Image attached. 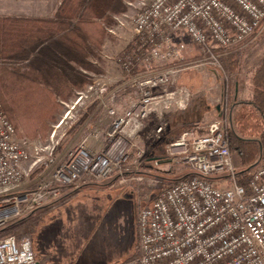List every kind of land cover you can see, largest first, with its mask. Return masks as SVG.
Masks as SVG:
<instances>
[{
  "label": "built area",
  "instance_id": "built-area-1",
  "mask_svg": "<svg viewBox=\"0 0 264 264\" xmlns=\"http://www.w3.org/2000/svg\"><path fill=\"white\" fill-rule=\"evenodd\" d=\"M134 7L133 16H113L118 27L129 19L133 33L130 52L116 58L120 80L108 86L106 76L90 75L91 82L76 91L71 105L93 98L110 123L89 125L64 160L57 162L54 154L59 144L55 130L45 145L26 149L0 102V229L63 198L70 186L142 181L133 173L147 157L146 120L158 119L154 133L159 135L165 114L191 99L190 90L177 83L187 65V42L198 49L195 64L221 68L214 48L254 37L264 21V0H138ZM227 125L225 116L211 121L204 133L184 130L166 144L162 156L152 158L154 165H186L193 175L139 206L135 263L264 264V162L253 168L247 193L236 182ZM39 168L35 188H24ZM49 169L50 176L42 178ZM0 264L40 263L28 237L10 235L0 238Z\"/></svg>",
  "mask_w": 264,
  "mask_h": 264
},
{
  "label": "rangeland",
  "instance_id": "rangeland-1",
  "mask_svg": "<svg viewBox=\"0 0 264 264\" xmlns=\"http://www.w3.org/2000/svg\"><path fill=\"white\" fill-rule=\"evenodd\" d=\"M137 2L138 0H125V8L114 16L123 14L133 16ZM49 7L50 3L43 0H0V15L32 16L40 12L38 9ZM113 22L107 28L111 27L114 33L106 30L107 35L103 44L95 50L91 60L100 58L101 52L113 60L114 57L125 56L130 52L133 33L129 19L123 27H118L116 22ZM186 41H188L187 38ZM187 43V50L183 54L185 58L188 53L194 54L198 50L189 41ZM263 53L264 22L259 33L247 40L242 63L243 70L256 64ZM109 57L108 60H110ZM194 61V59L187 58L185 61L187 65L178 78V85L186 86L191 92L188 104L176 110L170 117L168 129L164 130L163 134L158 135L148 129L142 132L147 157L141 161L136 172L133 173L142 176V181L132 180L125 184H118L117 181L108 184H85L73 188L66 194V197L31 213L28 220H37V225L28 238L32 251L40 264H137L135 262L126 263V261L135 252L137 246L136 215L139 206L150 204L156 194L168 185V179L190 171L186 165H172V167L168 164L154 165L152 158L162 156L166 144L173 138L170 134L173 133L171 124L186 123L184 129L181 130L184 131L190 129L192 122H197L194 125L205 127L206 131L211 120L221 119L228 115L227 77L222 67L208 63L197 65ZM103 62L105 65L106 60H102ZM116 62H113L112 66L105 65L106 70L103 72L117 74L116 69L119 72L120 68ZM106 80H108L107 77ZM235 80L239 78L236 76ZM107 84L112 86L109 81ZM75 96L64 104L61 103L63 101L61 99L54 102L55 120L50 121V128L44 138L25 139V136L21 138L18 135L16 138L26 149L32 151L33 146L48 143L51 132L55 130L59 147L55 149L54 154L57 162L64 160L67 153L83 139L86 128L93 123L92 118L97 114L94 111L87 115L80 128L73 134H68L69 128L81 118L87 106L96 102L91 98L85 100L84 104L71 108ZM119 102L121 104V101ZM102 115H104L102 117L104 123L105 116L108 114L103 113ZM202 130L198 132L204 133L205 131ZM260 139L263 148L258 164L264 162V133ZM233 159L235 167L238 166L236 156L233 155ZM50 173L51 169L44 171L42 178H48ZM39 174L34 172L28 180H25L22 184L24 188L33 185L35 180L40 178V176L37 177Z\"/></svg>",
  "mask_w": 264,
  "mask_h": 264
},
{
  "label": "trees",
  "instance_id": "trees-1",
  "mask_svg": "<svg viewBox=\"0 0 264 264\" xmlns=\"http://www.w3.org/2000/svg\"><path fill=\"white\" fill-rule=\"evenodd\" d=\"M124 1L59 0L48 18L0 15V102L16 137L44 138L50 121L55 120L54 102L74 98L75 92L90 82L81 69L94 68L90 58L102 46L107 26L114 23V14L125 8ZM246 46L247 40L229 48L216 47L214 52L227 77L225 137L237 158L236 182L248 193L253 170L248 168L261 159L263 148L260 136L264 133V53L256 64L243 70ZM198 57L196 54L189 59ZM236 76L239 80L234 81ZM96 104L86 108L68 134L80 128L85 117L96 110ZM153 120H146L149 131ZM191 175L180 173L168 179L164 188ZM34 188L35 184L29 190ZM31 215L9 221L0 229V238L28 237L37 225V220H28ZM137 255L136 246L126 263H133Z\"/></svg>",
  "mask_w": 264,
  "mask_h": 264
},
{
  "label": "crops",
  "instance_id": "crops-1",
  "mask_svg": "<svg viewBox=\"0 0 264 264\" xmlns=\"http://www.w3.org/2000/svg\"><path fill=\"white\" fill-rule=\"evenodd\" d=\"M43 1H46L47 3H50V7L48 8V9H38V11H40V12H37V13H35L36 15H32V16H30V17H41V18H48V17H51L53 14H54V12H55V10H56V7H57V5H58V3H59V0H43ZM21 16H24V15H21ZM197 54V52L196 53H194V54H189L188 53V55L186 56V58H185V61L187 60V58H190L191 56H194V55H196ZM108 57L109 56H106V55H103V53L101 52V56H100V58H96V59H94V60H91V58H90V61L93 63V65L94 64H96L95 66H94V68L93 69H81V71H82V73H84V74H86L89 78H90V75H92V74H95V75H105L107 78H108V81L111 83V85H114V84H116L117 82H118V80H120V77H121V69H120V71L118 72L117 71V69H116V72H117V74H113V73H104L103 71L104 70H106L105 68H106V66H108V65H110V66H112V64H113V62H116L115 60V58L116 57H114V60H113V58H111V57H109L110 58V60H108ZM104 59L106 60V66L104 65V62L102 63V60L104 61ZM113 60V61H112ZM117 63V62H116ZM95 69V70H94ZM94 70V71H93ZM84 71H86V73L84 72ZM178 83V82H177ZM182 86H184V85H182ZM186 87V86H185ZM70 101H71V99H70ZM69 101V102H70ZM67 101H61V103L62 104H64V103H66ZM90 103V102H89ZM117 105H120V102H118L117 103ZM90 106V105H89ZM88 107V106H87ZM98 108V107H97ZM96 108V110H94V111H96L97 112V114L92 118V121H93V125L94 126H101V127H107L108 125H109V123H110V117L107 115V116H105V120H104V123L102 122V117H104V115H102L103 113L104 114H106V111L105 110H103V109H97ZM180 109H182V108H180ZM176 110H178V109H175V110H171V111H169V112H167L166 114H165V117H164V119H165V122H166V126H165V131L168 129L167 127H168V121H169V119H170V117H172L173 115H174V113L176 112ZM100 113V114H99ZM151 119L153 120V119H155V121H154V126L150 129V131H152V132H154V129H155V126H156V123L158 122V119H156V118H154V117H151ZM213 120H216V119H213ZM213 120H211V121H213ZM210 121V122H211ZM195 123H197V122H192L191 123V126H190V129H193V130H195L196 132H198L199 130H202V131H205L204 129H205V127H202L201 128V126H196V125H194ZM209 123V122H208ZM186 123H184V124H182V123H180V124H175V123H172L171 124V130H172V132L173 133H170V134H172V137L173 138H175V137H177V136H179V134L181 133V132H183V131H181V130H183L184 129V125H185ZM207 125V124H206ZM205 125V126H206ZM147 126H148V123H146L145 122V128L144 129H148L147 128ZM177 130V131H176ZM174 131H176L175 133H174ZM177 133H178V135H177ZM129 175V174H128ZM86 183H82V184H79L77 187H79V186H83V185H85ZM76 187V188H77ZM74 187H71V188H69V189H67V192H66V194L67 193H69V192H71V190L73 189Z\"/></svg>",
  "mask_w": 264,
  "mask_h": 264
},
{
  "label": "water",
  "instance_id": "water-1",
  "mask_svg": "<svg viewBox=\"0 0 264 264\" xmlns=\"http://www.w3.org/2000/svg\"><path fill=\"white\" fill-rule=\"evenodd\" d=\"M256 165H257V162H256L255 164L251 165V166L248 168V170L254 168Z\"/></svg>",
  "mask_w": 264,
  "mask_h": 264
}]
</instances>
